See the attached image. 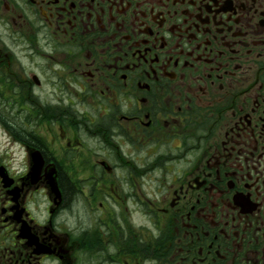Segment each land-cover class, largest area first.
I'll return each mask as SVG.
<instances>
[{"label":"flooded vegetation","instance_id":"1","mask_svg":"<svg viewBox=\"0 0 264 264\" xmlns=\"http://www.w3.org/2000/svg\"><path fill=\"white\" fill-rule=\"evenodd\" d=\"M0 264H264V0H0Z\"/></svg>","mask_w":264,"mask_h":264}]
</instances>
